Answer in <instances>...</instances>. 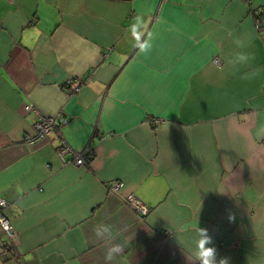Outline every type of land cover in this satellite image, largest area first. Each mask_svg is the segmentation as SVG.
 <instances>
[{
	"label": "crops",
	"instance_id": "1",
	"mask_svg": "<svg viewBox=\"0 0 264 264\" xmlns=\"http://www.w3.org/2000/svg\"><path fill=\"white\" fill-rule=\"evenodd\" d=\"M260 8L0 0V264H198L199 228L217 260L264 264ZM28 103L64 114L61 135L29 144ZM63 139L89 164H64Z\"/></svg>",
	"mask_w": 264,
	"mask_h": 264
},
{
	"label": "built area",
	"instance_id": "2",
	"mask_svg": "<svg viewBox=\"0 0 264 264\" xmlns=\"http://www.w3.org/2000/svg\"><path fill=\"white\" fill-rule=\"evenodd\" d=\"M244 1L249 5L251 4V0ZM251 13L254 18L256 29H261L264 26V8L251 9ZM214 63L219 64V60L215 58ZM68 85L71 87L70 91L75 92L82 85V81L73 78L69 80ZM24 108L27 112L34 111L38 115V119L33 126L34 134L32 136L26 137V141L29 144H34L38 141L48 138L53 132H57L59 135H61V130L59 129L58 125L67 122L64 114L61 113L53 117L44 116L39 111V109H37L31 103L26 104ZM57 155L64 164L71 163L75 166L88 165L89 160L92 156L91 150L89 148H86L83 151H76L64 139L62 140L61 146H59L57 149ZM121 187V182H114L111 185V190H118ZM129 199L135 204L141 216H146L148 214L149 209L147 207L138 202H135L132 196H130ZM6 206V200L0 198V227L7 234V236L12 239L15 236L12 224L1 211V208Z\"/></svg>",
	"mask_w": 264,
	"mask_h": 264
},
{
	"label": "clouds",
	"instance_id": "3",
	"mask_svg": "<svg viewBox=\"0 0 264 264\" xmlns=\"http://www.w3.org/2000/svg\"><path fill=\"white\" fill-rule=\"evenodd\" d=\"M247 59L248 57H243ZM198 244L197 252L195 253L198 264H229L228 258H220L217 260V253L215 247L211 246L212 239L208 234L207 229L199 228L198 230ZM121 248L119 245H113L106 252L105 258L107 260H113L117 254H119Z\"/></svg>",
	"mask_w": 264,
	"mask_h": 264
}]
</instances>
